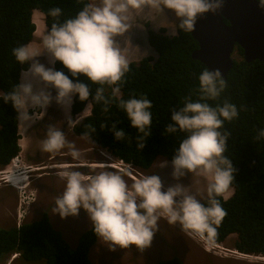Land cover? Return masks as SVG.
I'll list each match as a JSON object with an SVG mask.
<instances>
[{
  "label": "clouds",
  "instance_id": "9594fccd",
  "mask_svg": "<svg viewBox=\"0 0 264 264\" xmlns=\"http://www.w3.org/2000/svg\"><path fill=\"white\" fill-rule=\"evenodd\" d=\"M258 5L264 9V0H258ZM222 7L223 0H100L99 4L85 3L74 17L53 23L43 36L41 44L53 58L52 67H46L37 60L43 53L33 48L31 43L12 49L17 63L24 65L31 62V65L21 71L20 83L15 84L11 91L0 92V99L13 106L17 121L26 127L43 118L55 100L69 112L67 122L74 127L79 121V117L74 121L70 115L74 97L78 96L79 101L84 102L91 95L88 84L80 82V76L96 85L107 84L111 86L113 98L118 100V107L126 112L131 126L142 134L137 136V146L143 149L144 139L151 136L152 101L147 96L120 98L130 64L116 38L128 31L129 13L145 8L171 10L179 21V29L190 32L194 30L198 18L209 12L214 14ZM48 14L58 18L62 10L56 7ZM57 61L69 70L75 82L64 71L56 70L54 65ZM39 85L43 87L37 90ZM226 87L219 69L202 71L199 74V100L189 98L179 111L173 110V123L165 129L167 133L185 134L171 161L173 178L179 180L189 173L205 178L208 181L206 203L190 194L191 188L181 183L164 190L162 179L156 174L139 178L131 173L138 180L130 186L125 176L115 171H100L85 176L80 171L63 170L57 175L66 181V185L55 201L54 212L61 218H67L78 216L81 209L85 210L92 230L113 250L117 246L128 249L135 245L143 252L151 247L161 218H165L170 225L178 223L187 235L203 236L209 242L205 235L209 238L215 236L216 226L227 215L217 197L223 196L231 187L237 172L232 160L225 156L230 133L221 129L224 121L231 122L239 113L236 105L227 101L216 107L204 101L217 99ZM103 92V87H98L94 100L107 105L109 101ZM112 131L116 140L125 139V131L117 129L115 123ZM261 138H264V129H260L256 137L257 140ZM65 148L70 150L73 159H80V151L69 142L66 132L49 125L41 151L58 153ZM117 160L129 168L134 167ZM111 165L123 170L121 166ZM160 166H167V161ZM235 251L239 252L236 248Z\"/></svg>",
  "mask_w": 264,
  "mask_h": 264
},
{
  "label": "trees",
  "instance_id": "16d2710c",
  "mask_svg": "<svg viewBox=\"0 0 264 264\" xmlns=\"http://www.w3.org/2000/svg\"><path fill=\"white\" fill-rule=\"evenodd\" d=\"M90 0H0V92H9L20 83V74L30 66L17 63L12 49L21 44L32 43L35 39L36 25L34 13L41 12L45 17L47 30L53 23L63 22L74 17ZM59 7L62 15L51 17L50 9ZM149 45L156 57H144L131 62L130 70L121 87L120 98L147 96L153 104L151 136L144 139L145 147L139 149L137 136L142 135L131 126L126 112L118 107L111 87L96 85L80 76L82 83L88 84L91 95L88 101L74 97L71 107L73 116L83 113L90 104V115L83 118L74 132L92 140L112 153L120 161L141 169L149 170L158 158L171 162L185 138L184 133L165 131L171 120L173 110L179 111L187 99L197 101L199 93V74L206 66L192 58L198 43L189 32L181 29L169 36L165 29L147 32ZM234 64L227 74V87L215 100H206L211 106L223 105L225 101L236 105L238 117L231 122L224 121L222 132H229L225 156L232 160L235 181L228 190H233L230 198L217 197L227 215L216 226V235L205 238L212 243H224L236 235L235 248L242 254L264 255V138L256 139L260 129H264V62H246L243 50L236 46ZM56 70H62L70 78L71 73L59 61ZM103 87L104 96L109 103L94 100L96 89ZM107 107V111H105ZM17 112L10 103L0 99V169L10 165L21 152L19 141V121ZM123 129L124 140H116L112 125ZM104 125L105 127H102ZM95 128V131H92ZM87 134V135H85ZM227 190V191H228ZM208 199V198H207ZM207 199L202 202L206 203ZM98 236L92 226L83 232L77 246L72 248L56 230L47 212L31 223L19 227L0 228V261L10 254H19L27 262L42 264H94L90 251L97 243ZM157 264H184L179 257L159 261Z\"/></svg>",
  "mask_w": 264,
  "mask_h": 264
},
{
  "label": "rangeland",
  "instance_id": "374dc122",
  "mask_svg": "<svg viewBox=\"0 0 264 264\" xmlns=\"http://www.w3.org/2000/svg\"><path fill=\"white\" fill-rule=\"evenodd\" d=\"M90 2L99 4L100 0H90ZM34 17L37 23H43L40 22L42 20L40 14L34 15ZM128 23V31L118 36L116 40L118 46L126 53L129 63H131L138 62L144 57H156L155 51L147 40V32L149 30L160 31L161 29H165L167 35L174 36L177 34L179 21L171 10L156 11L145 8L138 12H130ZM37 30L39 29L37 28ZM45 34L44 31H40L38 33L39 38L32 44L33 48L43 53L41 55L43 58L37 57L40 63H44L45 59L49 62L53 59L51 54L43 49L41 44V40ZM233 58L239 59L235 54ZM39 87H42V85H39L37 90H39ZM55 95L56 93L53 90V96ZM56 109H58L57 105ZM66 112L68 113V111ZM86 116L82 114L80 118L82 119ZM51 120H54V116L51 117ZM37 121L30 127L22 124L21 129L24 135L25 130L27 128L30 129ZM41 131H43L42 127H37L26 139V143H28V139L30 141L29 156L33 160L39 161L40 159H49V157L54 156L53 158L57 157V161H60L58 162L59 164L71 162L84 163L83 168L78 170L77 168H53L51 172H47L50 174L49 177H28L31 173L28 175L25 171L32 170L40 165H42L40 167L46 166V164L37 165V163L28 162L25 154L22 153L20 162L16 163V167L13 166V170H15V175L19 177L27 176V178L21 179L17 183L14 182L15 187L1 180L6 175L4 171L10 169L12 164L0 169V228L19 227L22 223L37 221L47 212L53 227L62 233L72 248H75L80 235L91 227V222L87 212L83 209L80 210L78 216H68L67 218H61L57 212H54L56 207L55 201L62 195L66 185V181L61 179L55 172L63 170L80 171L85 176L95 175L100 171H115L123 174L130 186L136 180L130 178L127 172L133 173L139 178L145 175L156 174L161 177L164 190L177 183H181L186 187H190V194L196 195L201 201L208 198V181L205 178L189 173L176 180L172 175L173 167L171 162L167 161V166L165 167L160 166L162 162L166 161L163 158H158L149 170H141L134 167L129 168L121 164L110 151L101 148L92 142V140L85 137L67 136L69 142L73 143L81 153L80 159L75 160L70 158L71 155L68 148L58 153L42 152V140L35 137L36 134H41ZM66 160L69 161L65 162ZM92 163H106L107 165L106 167L91 166ZM111 164H116L117 167L121 166L123 170L111 169L115 167ZM29 166L33 168H28ZM39 172L35 171V173ZM232 194L233 191L228 190L225 196L229 198ZM24 200L26 203H22ZM198 237L184 233L178 223L170 225L165 218H161L158 222V230L151 247L145 249L143 252L137 249L135 245H132L128 249L117 246L113 250L102 239H98L90 251V259L94 264H157L159 261L170 260L174 257H179L184 264H264V255H254L248 258L233 253L235 251L236 235L228 237L224 243L207 242L204 238L199 239ZM215 245H218V247ZM0 264H42V262H27L19 254H10L7 259L0 261Z\"/></svg>",
  "mask_w": 264,
  "mask_h": 264
},
{
  "label": "water",
  "instance_id": "95a60500",
  "mask_svg": "<svg viewBox=\"0 0 264 264\" xmlns=\"http://www.w3.org/2000/svg\"><path fill=\"white\" fill-rule=\"evenodd\" d=\"M189 33L198 43L192 58L209 70L219 69L223 78L234 64L236 46L246 62H264V9L258 0H223L219 11L198 18Z\"/></svg>",
  "mask_w": 264,
  "mask_h": 264
},
{
  "label": "flooded vegetation",
  "instance_id": "af4514ba",
  "mask_svg": "<svg viewBox=\"0 0 264 264\" xmlns=\"http://www.w3.org/2000/svg\"><path fill=\"white\" fill-rule=\"evenodd\" d=\"M56 105L58 107V104L54 100L52 102L50 108L47 109V114L43 118L38 119L36 124L33 125L30 128V130H28L27 137L30 136V134L33 132L34 129H36L37 127L41 126L43 131H41V134H39V135L36 134L35 137L36 138L38 137L40 140H43L45 138V136H46V131H47V128H48L49 125H55V126L61 128L62 130H64L66 132L67 136L82 137V136L77 135L74 132V128H75V126L77 125V123L79 121L76 123V125L74 127H70L68 122H67V118L64 117V119H63V116H62V113L60 111V108L58 107V109H56ZM52 116H54V120H51ZM71 117L75 121V120H77V118L79 116H73L72 113H71ZM79 120H81V119L79 118ZM44 130H46V131H44ZM29 142L30 141L28 139V143L26 145V149L25 150L23 149V151H24L23 154H25L26 159H28V162L37 163V165L46 164V166L40 167V166H42V165H40L39 166L40 168L39 167L33 168L32 166H29L28 168H33V169L32 170H28L29 172L25 171L28 175H29V173H31L30 176H28V177H33V176L34 177L37 176L36 178H43L44 176L49 177L50 174H48L47 172H51L53 168H60V169H63V168H65V169L74 168L75 169V168H77V170L80 169V168H83L82 165H78V163H74V162L59 164L58 162H60V161H57V157L53 158L54 156L49 157V159L43 158V159H40L39 161H35L29 156V148H30ZM68 156H70V155H68ZM70 158H72V157H70ZM68 161L69 160H66L65 162H68ZM45 170H47V171H45ZM35 171L36 172L40 171V172L39 173H35ZM58 172H55V173L57 174ZM15 177H16V183H17L19 180L25 179L27 176L19 177L18 175H16ZM1 180H4V183H6V184H8V185H10L12 187H15L14 186V182H13L14 180L11 181L9 179L8 181H6L5 177H2ZM53 182H56V181H53Z\"/></svg>",
  "mask_w": 264,
  "mask_h": 264
},
{
  "label": "bare ground",
  "instance_id": "6f19581e",
  "mask_svg": "<svg viewBox=\"0 0 264 264\" xmlns=\"http://www.w3.org/2000/svg\"><path fill=\"white\" fill-rule=\"evenodd\" d=\"M36 14H40L42 17H41V21L40 22H43V23H41V24H39V23H37L36 21H35V17L33 16V19H34V23H35V25H36V33H35V39H34V41L31 43V45L35 42V40L36 39H38L39 37H38V33L40 32V31H44L45 33H47L48 31H47V27H46V25H45V17H44V15L41 13V12H39V11H36L35 13H34V15H36ZM37 28L39 29V30H37ZM38 58H43V56H39ZM46 58V57H45ZM48 59V58H47ZM46 67H52L53 66V64L51 63V62H49V61H47L46 59H45V62L43 63ZM30 65H31V62H30ZM42 87H43V85H42ZM65 111H67L65 108H63ZM69 113V112H68ZM90 113V106L88 105V107H86V109L83 111V115H88ZM21 127H22V124L19 122V131H20V135H21V139H20V141H19V145L23 148V149H25L26 148V145H27V141H26V139H27V136H25V135H27L28 134V130H30L29 128H27L26 130H25V135H24V133L22 132V129H21ZM27 132V133H26ZM78 165H84V163H78ZM106 163H102V164H99V163H92L91 164V166H99V167H106ZM15 167V166H14ZM111 169H117L116 168V166L115 167H112ZM118 170V169H117ZM16 176V175H15ZM14 175H11V177H9V179L12 181V180H14L13 182H15L16 183V177H15ZM27 178V177H26ZM25 181V180H24ZM227 192V191H226ZM225 192V193H226ZM225 193H223V197L224 198H226V196H225ZM226 199H228V198H226ZM197 237V236H196ZM199 239H201V238H203V236H199L198 237ZM203 240V239H202ZM216 247H218V245H215ZM233 253H236V254H238V255H240V256H244V257H253L254 255H246V254H241V253H237L236 251H233Z\"/></svg>",
  "mask_w": 264,
  "mask_h": 264
},
{
  "label": "built area",
  "instance_id": "2783aa9c",
  "mask_svg": "<svg viewBox=\"0 0 264 264\" xmlns=\"http://www.w3.org/2000/svg\"><path fill=\"white\" fill-rule=\"evenodd\" d=\"M21 154H22V153H19V155H18L17 157H15V158L12 160V162H11L12 166L10 167V169L4 171V172L6 173V175L4 176L6 181L9 180V177H11V175H15V173H14L15 170H13V166L16 167V166H17L16 163H17V162H20V156H21ZM128 175H130V174H128ZM130 176H131L132 178H134L135 180H138V179H136L135 177H133L132 175H130ZM2 181H4V180H2ZM22 203H26L25 200L22 201ZM27 205H28V204H27Z\"/></svg>",
  "mask_w": 264,
  "mask_h": 264
},
{
  "label": "crops",
  "instance_id": "0c3cea01",
  "mask_svg": "<svg viewBox=\"0 0 264 264\" xmlns=\"http://www.w3.org/2000/svg\"><path fill=\"white\" fill-rule=\"evenodd\" d=\"M58 107L60 108V111H61V113H62V116L63 117H65V118H67L68 117V115H69V113H67L63 108H62V106L61 105H59L58 104ZM70 115H71V110H70ZM81 117V115H79V118ZM20 149H21V152L20 153H24V151H23V148L20 146ZM26 149V148H25ZM24 149V150H25Z\"/></svg>",
  "mask_w": 264,
  "mask_h": 264
}]
</instances>
